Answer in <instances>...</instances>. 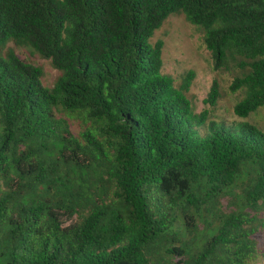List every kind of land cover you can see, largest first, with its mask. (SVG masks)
<instances>
[{"label": "trees", "instance_id": "trees-1", "mask_svg": "<svg viewBox=\"0 0 264 264\" xmlns=\"http://www.w3.org/2000/svg\"><path fill=\"white\" fill-rule=\"evenodd\" d=\"M173 14L238 119L216 118L218 81L199 113L195 73H165ZM262 108L264 0H0V264H256Z\"/></svg>", "mask_w": 264, "mask_h": 264}, {"label": "rangeland", "instance_id": "rangeland-1", "mask_svg": "<svg viewBox=\"0 0 264 264\" xmlns=\"http://www.w3.org/2000/svg\"><path fill=\"white\" fill-rule=\"evenodd\" d=\"M158 40H162L165 44L163 49L164 71L174 77L177 85L182 82L187 73L190 71L195 73L188 97L194 103L197 112L209 109L206 100L213 83L218 81L221 97L215 110L212 108L216 118L238 119L234 115V107L240 99V95L232 94L229 90L233 75L226 71L214 70L212 55L204 44L203 34L191 25L184 15H171L156 31L151 42L156 43ZM17 52L29 57L25 50L17 49ZM31 60L43 68L44 84L52 86L59 77V72L52 67L50 61L39 56L32 57ZM249 121L264 130V108L251 115ZM257 238L264 250V233L259 234ZM256 264H264V257L260 258Z\"/></svg>", "mask_w": 264, "mask_h": 264}]
</instances>
